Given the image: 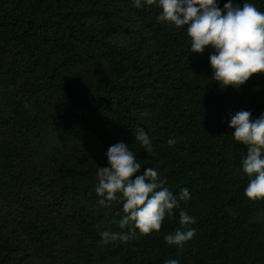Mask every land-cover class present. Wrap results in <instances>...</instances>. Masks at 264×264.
<instances>
[{"label":"trees","instance_id":"obj_1","mask_svg":"<svg viewBox=\"0 0 264 264\" xmlns=\"http://www.w3.org/2000/svg\"><path fill=\"white\" fill-rule=\"evenodd\" d=\"M141 2L0 0V264H264V201L245 196L247 146L229 127L240 110L264 114V73L222 89L212 50L192 52L186 26ZM121 141L138 174L151 167L191 199L160 233L103 245V231H128L122 202L102 207L95 191ZM180 210L196 218L183 249L164 240Z\"/></svg>","mask_w":264,"mask_h":264},{"label":"clouds","instance_id":"obj_2","mask_svg":"<svg viewBox=\"0 0 264 264\" xmlns=\"http://www.w3.org/2000/svg\"><path fill=\"white\" fill-rule=\"evenodd\" d=\"M144 2L161 10L160 22L176 29L186 26L192 52L203 54L206 49L212 50L211 77L222 89L231 86L239 90L254 74L264 73V12L253 3L241 5L228 0L221 8L217 0ZM133 6L142 7L141 0H134ZM24 106L30 107L28 103ZM229 127L234 129V139L247 146L241 161L243 173L249 178L245 196L253 202L264 201V114L252 119L250 111L240 110L231 116ZM134 134L141 148L151 155L154 149L148 132L138 127ZM106 156L109 166L97 169L98 204L110 207L122 202L123 215L118 225L128 231H103V245L117 241L126 244L137 238V230L140 235L160 233L165 219L173 218L180 209V202L191 199L186 187L180 189L178 196L174 195L166 186L167 180L151 167L138 174L142 165L125 142L110 146ZM117 215H121L120 212ZM178 223L179 227L165 235L164 240L169 246L183 249L196 234L195 228L190 227L196 223V218L180 210ZM164 264H178V261L165 260Z\"/></svg>","mask_w":264,"mask_h":264}]
</instances>
